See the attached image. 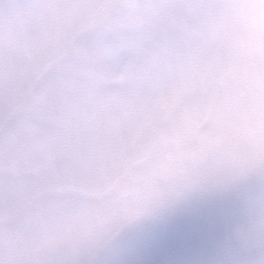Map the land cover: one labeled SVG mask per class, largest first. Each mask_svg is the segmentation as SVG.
Listing matches in <instances>:
<instances>
[{
	"label": "snow or ice",
	"instance_id": "obj_1",
	"mask_svg": "<svg viewBox=\"0 0 264 264\" xmlns=\"http://www.w3.org/2000/svg\"><path fill=\"white\" fill-rule=\"evenodd\" d=\"M264 0H0V264H264Z\"/></svg>",
	"mask_w": 264,
	"mask_h": 264
},
{
	"label": "clouds",
	"instance_id": "obj_2",
	"mask_svg": "<svg viewBox=\"0 0 264 264\" xmlns=\"http://www.w3.org/2000/svg\"><path fill=\"white\" fill-rule=\"evenodd\" d=\"M230 54L240 64L264 65V18L255 24L240 19L230 35Z\"/></svg>",
	"mask_w": 264,
	"mask_h": 264
}]
</instances>
